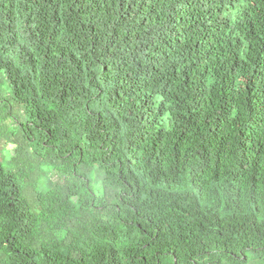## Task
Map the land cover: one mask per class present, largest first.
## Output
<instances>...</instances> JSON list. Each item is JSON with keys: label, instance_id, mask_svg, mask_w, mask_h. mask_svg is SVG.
<instances>
[{"label": "trees", "instance_id": "obj_1", "mask_svg": "<svg viewBox=\"0 0 264 264\" xmlns=\"http://www.w3.org/2000/svg\"><path fill=\"white\" fill-rule=\"evenodd\" d=\"M0 264H264V0H0Z\"/></svg>", "mask_w": 264, "mask_h": 264}]
</instances>
